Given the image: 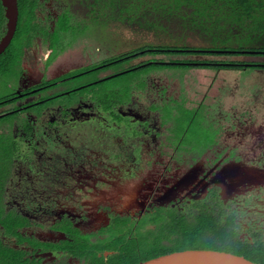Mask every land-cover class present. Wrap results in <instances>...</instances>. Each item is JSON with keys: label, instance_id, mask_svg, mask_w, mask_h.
<instances>
[{"label": "flooded vegetation", "instance_id": "flooded-vegetation-1", "mask_svg": "<svg viewBox=\"0 0 264 264\" xmlns=\"http://www.w3.org/2000/svg\"><path fill=\"white\" fill-rule=\"evenodd\" d=\"M17 9L0 51V264H84L75 236L140 246L169 213L201 210L264 245V181L226 197L217 183L264 168V53L200 38L116 49L120 33H88L105 26L84 2ZM6 32L0 0V44ZM228 72L245 77L239 94Z\"/></svg>", "mask_w": 264, "mask_h": 264}, {"label": "trees", "instance_id": "trees-1", "mask_svg": "<svg viewBox=\"0 0 264 264\" xmlns=\"http://www.w3.org/2000/svg\"><path fill=\"white\" fill-rule=\"evenodd\" d=\"M91 9L90 19L112 28L141 35L139 47H189L196 37L210 47L249 49L264 53V0H65ZM147 35V37H144ZM152 233L153 241L136 246L123 242L103 244L75 236L81 245L71 252L84 264H135L163 253L186 248L217 249L264 264V245L243 242L221 214L206 210L185 216L168 214ZM164 239L167 240L163 243ZM114 251L107 257L103 251Z\"/></svg>", "mask_w": 264, "mask_h": 264}, {"label": "water", "instance_id": "water-1", "mask_svg": "<svg viewBox=\"0 0 264 264\" xmlns=\"http://www.w3.org/2000/svg\"><path fill=\"white\" fill-rule=\"evenodd\" d=\"M4 6L7 19V32L5 40L0 44V51L4 44H7L14 34L17 22V0H1ZM223 181L217 182L222 187V196L240 192L249 186L264 181V168L259 169L257 165L249 162H241L229 166L227 171L220 175ZM109 252L105 251L107 255ZM135 264H257L242 255L231 252L207 249V248H186L163 253Z\"/></svg>", "mask_w": 264, "mask_h": 264}, {"label": "rangeland", "instance_id": "rangeland-1", "mask_svg": "<svg viewBox=\"0 0 264 264\" xmlns=\"http://www.w3.org/2000/svg\"><path fill=\"white\" fill-rule=\"evenodd\" d=\"M70 22V21H69ZM69 22L67 23V26L64 28V30H68V31H71V28H72V25L71 27H69ZM71 24V23H70ZM88 29V33H100V32H104L103 34V37H104V40L107 42V43H110V44H113V42H118V37L116 34H112L111 32H109L107 29H103V28H100L97 27V26H94V25H91L90 27L87 28ZM112 31L113 32H116V33H120V38L121 36L125 39V43L127 44H123L122 42H119L118 45H115L114 47L116 49H123V47H126L127 45L130 46V45H134L135 43L138 44V42L141 40V35H138V34H135V36H132L131 34H121V33H125L127 32L126 30H121L120 28L116 27V28H112ZM73 34H77V32L75 31H71ZM87 35H91V34H87ZM93 35H97V34H93ZM80 36V34L78 35ZM144 37H147V35H144ZM135 39H136V42H135ZM189 44H196V45H201L202 43L196 38V37H192L190 38V42ZM229 75H230V79L233 83L234 86H236L235 90H236V94H239V91L242 89V81H245V77L243 75H241L239 72H228ZM255 75H257L255 72H254ZM238 77V79H237ZM261 85L259 84H253L251 87L252 88H255V87H259ZM180 125V123H179ZM193 126L194 128L196 126L194 125H191ZM197 128V127H196Z\"/></svg>", "mask_w": 264, "mask_h": 264}]
</instances>
